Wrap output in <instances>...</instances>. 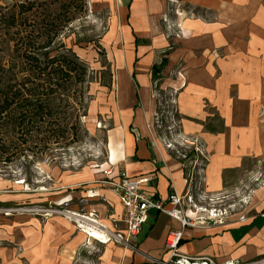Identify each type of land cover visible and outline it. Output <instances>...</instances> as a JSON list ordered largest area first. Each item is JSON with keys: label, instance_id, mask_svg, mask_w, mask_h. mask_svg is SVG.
<instances>
[{"label": "rangeland", "instance_id": "obj_1", "mask_svg": "<svg viewBox=\"0 0 264 264\" xmlns=\"http://www.w3.org/2000/svg\"><path fill=\"white\" fill-rule=\"evenodd\" d=\"M159 1L156 10L151 5H141L143 12H158L155 17H144L141 22L145 31L160 28L168 43L166 49L177 50L172 60L175 66L171 71L180 70L183 53L189 61L194 60L205 50L209 51L211 44L221 42L225 46L217 47L214 53L224 62L236 61L243 73L250 69L249 65H256L264 59V14L259 6L257 11L252 9L254 0H239L238 3ZM68 2L78 4L80 0H0V65L5 68V71H0V86L8 82L15 84L20 75H24L23 64L13 53L10 37L21 30H25L29 37L44 33V9L49 6L54 11L52 13L62 16L65 13L57 6ZM127 2L84 0V11L73 13L71 8L66 16L75 18L60 31L49 49H53L54 54L67 55L68 60L82 61L87 68L85 81L80 83L76 76H72L65 89L50 85L53 92L39 88L37 95L32 97L26 95L25 90L22 98L29 97L26 99L30 105L16 112L13 120L5 117L2 119L5 123L0 122V264H30L28 255H31L33 246L30 249L29 244L46 237L57 243L53 248H58L62 237L63 242L68 241L76 232L84 233V238L76 248L71 264H97L99 253L108 242L128 245L114 238L115 232L124 230L118 217H108L109 221H103L106 219L101 217L92 224L71 214L75 212L87 218L89 214L90 217L98 214L99 205H91L92 211H88L85 204L89 202L84 199H100L103 202V198L91 192L90 188L94 184L110 187L107 180L111 178L100 177L106 173L103 169L106 159L105 130L112 124L106 117L109 115L106 109L116 103L118 92H122L127 84L126 78L131 80V76L134 77V68L122 71L117 66H120L119 63L126 65L125 47L131 51L135 49L134 45L145 48L151 45L148 36L135 44V39L141 34L133 28L134 20ZM21 3L24 6L34 3V9L19 14ZM49 8L47 11L50 12ZM12 13L17 19L15 26L8 25L7 21ZM215 27H224L223 37L216 35L215 41L208 40L207 36L199 40L201 36L192 34L194 28ZM183 31L191 35L184 36ZM39 38L36 37L34 42ZM230 39L232 42L226 44L225 41ZM75 40L80 44H73ZM178 54L181 55L178 57ZM162 59H157L158 64ZM219 72L216 69V73ZM110 80L111 83H108ZM41 81L38 80V85ZM31 85L27 83L26 87ZM151 88L159 110L155 121L165 133L170 121L171 124H178L175 117L178 85H162L156 78ZM49 103L54 107L51 112L39 106ZM89 110L94 112V117H90ZM20 111L24 113L22 119H19ZM104 116L106 120L102 119ZM74 123H78L75 132ZM59 132H64V135H55ZM164 138L169 142L167 135ZM178 146L175 150L179 157L183 153L188 157L185 159L194 158L186 145L179 143ZM243 160L232 175L225 174L223 189L218 193L206 191L202 187L203 180L194 175L189 186L192 203L188 205L187 214L190 219L199 215L205 224L210 221L212 224H236L241 228L242 221L262 212L264 156ZM92 174H100V178H91ZM90 178L97 180L88 181ZM192 204L202 209L197 210ZM84 229L92 231L87 234ZM244 230L235 232L239 235ZM256 238L261 243L264 241L262 234L256 235ZM194 262L189 260L184 264H196ZM201 262L198 260L197 264ZM208 264H264V248L261 246L254 255H240L222 261L212 259Z\"/></svg>", "mask_w": 264, "mask_h": 264}, {"label": "crops", "instance_id": "obj_2", "mask_svg": "<svg viewBox=\"0 0 264 264\" xmlns=\"http://www.w3.org/2000/svg\"><path fill=\"white\" fill-rule=\"evenodd\" d=\"M127 1L134 20L133 28L141 34L137 38L145 40L148 36L151 45L145 48L133 44L135 49L131 51L125 47L126 65L119 63L120 66H117L122 71L134 68V77L131 76V80L126 78L127 84L122 92H118L116 103L106 109L109 111L106 117L112 124L105 130L106 159L103 169L106 173L99 175L117 180L124 172L133 179L147 178V182L140 185L141 189L165 199L172 192H186V173L190 170L184 168L183 164L190 168L194 162L193 175L203 180L202 187L210 193H218L223 189V170L240 166L245 157L264 156V59H260L256 65H249L250 69L243 73L236 61L224 62L214 53L217 47L225 46L221 42L218 45L211 44L209 51L205 50L194 60L189 61L183 53L180 70L173 72L171 70L175 64L172 60L175 59L177 50L166 49L168 43L160 28L145 31L141 22L144 17H155L158 13L143 12L141 5H151L156 10L160 1ZM224 1L238 3L239 0H193L195 3ZM251 5L255 11L259 6L264 14V0H254ZM223 29L224 27L194 28L192 34L201 36L199 40L207 36L208 40L215 41L214 36L223 37ZM183 32L184 36L191 35L188 31ZM225 42L227 44L232 41L230 39ZM179 55L181 54L177 56ZM159 57L167 58V64L160 75L152 77L151 67L158 64ZM216 69L220 70L218 74ZM156 78L162 85H178L175 97V117L178 124H171L170 121L165 133L155 121V114L159 110L151 93V84ZM93 113L92 111L90 117H94ZM214 115L223 122L221 131L211 132L204 127V122L214 121ZM106 117L102 119L106 120ZM166 135L172 147L166 144ZM185 140L190 142L186 143ZM179 143L186 145L196 160L179 157L175 150ZM194 148L206 155V160H202L200 166L196 164L201 160V155ZM92 175L91 178H100L98 174ZM91 178L88 181L97 180ZM90 191L103 198V202L100 199H84L86 203L89 202L85 204V207L88 205V211L91 210V205H99L97 216L90 217L89 214L90 220L87 221L93 224L91 219L97 221L102 217L106 219L103 221H109L108 217H118L121 222L124 210L112 188L94 184ZM260 208L262 212L242 221L241 228L236 224H212L210 221L206 224L195 222L193 226L183 228L178 220L150 209L147 221L129 244L123 246L114 241L104 244L97 264H166L169 261V251L165 246V238L171 230L181 231L178 249L185 256L210 257L215 261H222L240 255H254L260 251L261 246L264 248V241L261 243L256 238L258 234H262L264 238V201ZM104 214H107L106 218ZM238 229L245 230L238 235L235 232ZM81 233H73L74 236L64 242L62 237L58 248H53L57 243L46 237L29 244L30 249L33 246L31 255H28L30 264H71L73 254L84 238V233Z\"/></svg>", "mask_w": 264, "mask_h": 264}, {"label": "trees", "instance_id": "obj_3", "mask_svg": "<svg viewBox=\"0 0 264 264\" xmlns=\"http://www.w3.org/2000/svg\"><path fill=\"white\" fill-rule=\"evenodd\" d=\"M84 0H80V3H60V7L57 6V9H62L65 15L60 16L59 14H54L49 6L44 9L45 12V21H44V33H38L37 36L29 37L25 30H21L15 32L12 37H10V41L13 42V53L21 60V68L22 74L20 78L15 81V84L8 82L7 84H3L0 86V122L5 123L2 119L8 117L10 120H13V117L16 112L22 110L28 104L29 97L22 98L25 90L27 92L26 95L32 97L37 95V91L39 88H44V90L53 92L51 86H60L64 89L66 88L65 84L69 82V78L72 76H76L77 80L82 83L85 81L84 76L87 73V68L79 59L68 60L67 55L64 54H54L53 49H49L50 45H52L53 41L60 35V31L64 29L70 21L75 18V16H66V13L73 8V13L81 12L85 9ZM18 13L22 14L24 12H28L34 9V3H27L24 6L21 3L18 6ZM49 8L50 12L47 11ZM8 25L15 26L17 23V19L15 20L14 13H12L9 17ZM34 27V26H33ZM22 33V34H21ZM36 37H40L38 40L42 38L40 43L35 45ZM88 42V41H85ZM140 40L135 39V44L139 43ZM89 43V42H88ZM73 44L79 45V41H74ZM32 47V48H31ZM36 49V51L34 50ZM167 59L164 57L159 64H154L152 66V77H155L157 73L161 70V68L165 65ZM0 71H5L4 66L0 65ZM32 76V78H30ZM71 76V77H70ZM42 79L41 83L38 85V80ZM35 82V83H33ZM91 82V81H90ZM89 82V84H90ZM27 83H32L30 87H26ZM111 83V80L108 81ZM41 109H46V112H51L54 108L52 104L39 105ZM35 110V109H34ZM24 118V113L22 111L19 112V119ZM212 122H204V127L206 130L215 132L217 130H222L223 122L217 116H213ZM79 122V121H78ZM78 123L73 125L74 132L77 130ZM55 135H64V132L55 133ZM247 158L245 157L243 161ZM236 168H228L223 170L222 179L224 186V177L225 174L228 173L232 175L235 172ZM181 240L179 241L180 245Z\"/></svg>", "mask_w": 264, "mask_h": 264}, {"label": "built area", "instance_id": "obj_4", "mask_svg": "<svg viewBox=\"0 0 264 264\" xmlns=\"http://www.w3.org/2000/svg\"><path fill=\"white\" fill-rule=\"evenodd\" d=\"M166 144L169 147H172V143L167 142ZM194 149L201 155L199 158L201 160H198L196 164V166H200V164L203 163L202 160L206 158V155H204L198 148ZM181 157L183 159L188 158L186 154L184 155L183 153ZM195 158L196 157L193 159ZM183 165L184 168L190 170L189 173H186L188 183L186 192L184 194L172 192L165 199L155 197L153 194L141 189L140 185L142 183H146L147 178L133 179L122 172L117 180H107V184L110 185L116 194L118 201L124 210L123 219L121 220L124 225V230L123 232L114 233L116 241L129 244V241L136 236L142 225L147 221L150 209L165 213L166 215L178 220L183 228L193 226L195 222H200L201 224L203 223V217L199 215L194 216L193 219L188 217V205L192 203L189 186L195 175H193V166L195 167V163L193 162V165L190 168L189 166L187 168L185 164ZM196 170L198 171L199 167H197ZM192 205L196 207L195 204ZM196 208L197 210L202 209L201 207ZM181 238L182 236L180 230H171L168 232L165 238V246L169 251L168 264H184V262L187 263L189 260L195 261L194 263L196 264L198 260L202 261L201 264H208L212 262V259L209 257H190L181 254L178 249Z\"/></svg>", "mask_w": 264, "mask_h": 264}, {"label": "bare ground", "instance_id": "obj_5", "mask_svg": "<svg viewBox=\"0 0 264 264\" xmlns=\"http://www.w3.org/2000/svg\"><path fill=\"white\" fill-rule=\"evenodd\" d=\"M72 215H74L75 217L77 216V217H79V219H85V220H90L89 218H87L85 215H82V214H78V213H75V212H72L71 213ZM91 221H93L94 222V220H92L91 219ZM84 231L85 232H87V234L89 233V231H92V230H88V229H84ZM95 232V231H94ZM99 232V231H98ZM100 233V232H99ZM92 232H90V234L89 235H91L92 236Z\"/></svg>", "mask_w": 264, "mask_h": 264}]
</instances>
